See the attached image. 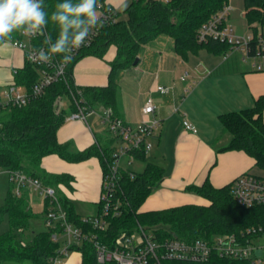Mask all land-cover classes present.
Returning a JSON list of instances; mask_svg holds the SVG:
<instances>
[{
    "label": "trees",
    "instance_id": "trees-1",
    "mask_svg": "<svg viewBox=\"0 0 264 264\" xmlns=\"http://www.w3.org/2000/svg\"><path fill=\"white\" fill-rule=\"evenodd\" d=\"M107 0H97L105 3ZM248 27L256 33V23L264 28V0H243ZM63 0H44L45 11L51 14L57 3ZM78 2V0H73ZM228 0H169L166 3L155 0H131L118 13L113 24H104L90 45L82 48L70 63L65 65L63 79L47 86L43 93L31 99L22 107L0 105V167L8 170H21L39 178L44 184L55 187L67 183L66 175H51L41 171L43 157L55 154L67 162H81L97 156L102 169L110 161L109 147L90 146L82 151H73L69 143L57 141L56 132L64 123L66 114L59 109L61 98L67 97L74 111V100L82 99L89 109L109 107L114 115L117 107L118 74L133 65L142 46L150 41L167 36L172 48L182 60L188 55L206 50L215 55H225L229 45L209 39L205 43L196 41L199 27L211 16L218 13ZM125 18L122 19L121 15ZM59 29L49 22L44 35L34 40L35 45L44 44L46 35L55 41ZM19 32L12 34L18 39ZM110 46L116 54L109 62L108 83L103 87H77L73 83V68L85 56L103 58ZM253 55V52L250 53ZM55 59H62L55 56ZM38 80V68L27 61L15 71L12 84L21 85L27 91ZM223 131L230 135L228 144L222 151H242L254 160L255 166L264 170V98L258 97L250 108L229 112L218 116ZM135 160L145 163L141 172L129 177V170L123 171L119 189L114 201H119L118 213L112 209L104 217L107 228L104 231L93 229L75 213L72 204L58 194L66 220L87 234L96 235V240L113 248L115 239L130 235L138 227L152 232L158 241L181 239L191 241L197 238L210 239L218 234H238L240 231L264 225V205L244 207L239 205L230 193L231 183L216 188L206 179L201 185H189L185 191L203 198L206 204H184L153 211H140L144 201L157 189L163 180V168L146 162V155L133 153ZM102 203L99 202L98 213ZM6 217L8 229L0 232V264L4 262H30L31 264H53L59 243L50 240V231L35 232L30 240L21 241L29 228L30 220L37 218L31 210L28 195L24 191L20 197L11 193V186L0 207V221ZM70 252H80L81 264H97L95 247L92 241H83L69 248ZM106 264H115L108 262ZM161 264H248L219 258L213 255L205 263L161 261Z\"/></svg>",
    "mask_w": 264,
    "mask_h": 264
},
{
    "label": "crops",
    "instance_id": "crops-1",
    "mask_svg": "<svg viewBox=\"0 0 264 264\" xmlns=\"http://www.w3.org/2000/svg\"><path fill=\"white\" fill-rule=\"evenodd\" d=\"M107 1L120 5L123 0ZM259 30L264 33V28ZM249 31L248 27V32H235L246 35ZM159 38L142 46L137 64L118 74L115 116L132 127L137 126L142 118L141 106L151 96L157 106L155 116L161 122L154 138L156 151L151 163L163 168V180L159 189L141 205L142 212L184 204H206L203 198L185 191V187L201 185L207 179L213 187L219 188L243 173L259 169L242 151H222L230 135L223 131L218 116L250 108L255 99L264 98V71H257L255 60L245 57L239 50L225 55L200 50L182 60L173 51L172 41L170 46L164 47L160 41L155 43ZM115 54L116 48L110 46L103 58H81L73 68L74 85L106 86L109 62ZM24 64L23 52L6 44L0 51V90L12 83L15 71ZM179 69L187 74L185 81L177 79ZM190 83L194 84L192 92L185 94ZM157 85L170 87L171 91L160 94L155 91ZM66 105L67 109L63 103L58 105L66 114L64 123L56 132L59 143H69L73 151H82L93 145L109 147L112 151L118 147L119 143L100 119V107L88 111L86 121H81L68 119L73 112L69 99ZM174 107L178 108L177 112H173ZM183 119L195 128V133L183 128ZM148 155L146 162H150ZM40 167L46 174L68 177L67 183H59L55 189L72 204L80 218L97 215L102 176L101 161L97 156L73 163L51 154L42 158ZM133 167L136 165L130 166L134 172L143 170ZM4 177L9 188L8 178ZM28 199L32 210L35 198L31 200L28 195ZM42 203L44 205V201ZM91 207L93 211H84ZM55 264H81V254L70 252L67 258Z\"/></svg>",
    "mask_w": 264,
    "mask_h": 264
},
{
    "label": "built area",
    "instance_id": "built-area-1",
    "mask_svg": "<svg viewBox=\"0 0 264 264\" xmlns=\"http://www.w3.org/2000/svg\"><path fill=\"white\" fill-rule=\"evenodd\" d=\"M131 0H123L129 3ZM166 3L169 0H155ZM232 10L230 0L215 15L204 22L196 33V41L205 43L209 39L224 42L229 45V52L241 51L245 57L255 60L254 67L257 71H264V33L259 30V26L253 23L251 27H258L256 33L250 28L246 35H238L231 24L229 16ZM119 6L110 2L97 3V15L99 21L104 24H113L120 12ZM245 13V9H244ZM99 29H93L87 38L84 46L75 50L73 56L82 48L90 45L98 35ZM18 39H12L10 44L13 48L23 52L24 59L28 63L38 68V80L26 90L21 85L9 84L0 90V105L22 107L31 99L39 97L44 89L51 83L63 79L65 64L62 59L53 57L51 62H40L37 58L40 55L39 49L45 44L35 45L34 40L43 35L26 36L19 32ZM253 52V55L250 53ZM187 74L180 77L185 81ZM187 87L184 93H188ZM155 91L160 94H167L170 87L157 85ZM74 100V111L68 119H78L86 121L89 109L82 99ZM157 106L154 99L148 96L141 106V121L135 127L124 123L116 117L109 107L100 108V119L119 143L110 155V161L106 163L105 170L102 169L101 176V212L92 217L81 218L84 223H90L93 229L104 231L107 222L104 217L108 212L117 215L119 201H114V196L119 189L122 172L128 171L129 177H134V171L130 169L133 161H136L133 153H143L147 155L152 148L151 140L155 138L160 128V119L155 116ZM178 108L174 107L173 112ZM185 130L195 133V128L186 120H182ZM126 157L123 163L122 158ZM6 175L11 186V193L15 197H20L25 191L28 195L38 196L44 201L43 224L50 231V240L59 243L60 247L57 256L51 259L53 264L59 263L67 258L70 253L69 248L80 245L83 241L93 242L95 247V259L97 264L113 262L115 264H161V261H180L188 263H205L213 255L236 261H246L248 264H264V225L252 226L240 231L238 234H218L210 239L197 238L191 241L181 239H166L158 241L156 236L143 228L138 229L130 235H119L113 248L99 243L96 235L85 233L82 228L66 220V214L61 207L58 193L55 187L44 184L39 178L31 176L21 170H8L0 167V175ZM230 193L234 200L241 206L254 207L264 205V177L250 173H243L236 177L230 186ZM259 251V254L257 253Z\"/></svg>",
    "mask_w": 264,
    "mask_h": 264
},
{
    "label": "clouds",
    "instance_id": "clouds-1",
    "mask_svg": "<svg viewBox=\"0 0 264 264\" xmlns=\"http://www.w3.org/2000/svg\"><path fill=\"white\" fill-rule=\"evenodd\" d=\"M49 22L59 33L55 41L45 36L47 51L39 49L37 60L51 62L59 55L65 65L73 59L74 51L84 46L91 31L103 26L97 15V0H63L51 14L45 11L44 0H0V51L12 43L14 32L29 37L44 35Z\"/></svg>",
    "mask_w": 264,
    "mask_h": 264
},
{
    "label": "rangeland",
    "instance_id": "rangeland-1",
    "mask_svg": "<svg viewBox=\"0 0 264 264\" xmlns=\"http://www.w3.org/2000/svg\"><path fill=\"white\" fill-rule=\"evenodd\" d=\"M243 2H244L243 0H230L232 10L230 12L229 20H230L231 25L233 26L234 31L248 32V24H247L246 18H245L244 3ZM127 4H128L127 2L123 3V1H122L120 5H115V6H119L120 10L123 11V9L127 6ZM121 17H122V19L125 18V15L122 14ZM159 41H160V43L163 44L164 47L167 44L169 46L171 45V40L167 36L160 37L159 39L155 40V43H158ZM184 74H185L184 71L179 69L178 74H177V76H178L177 79L180 80V77L184 76ZM188 87H189L188 93L192 92V88L194 87V84L190 83ZM188 93H186V94H188ZM67 101H68L67 97H63L60 99L58 105L63 103L64 109H67L68 108V105H66ZM151 142H152L153 147L149 151V155H148L149 156L148 161H150V162L154 161L153 155H155V151H156V145H155L154 138L151 140ZM126 160H127L126 157H123L121 162L124 164V162H126ZM132 164L136 165V167H133V168H136L137 170H140L141 168H143V165H144L143 162L137 161V160L133 161ZM137 170H135V171H137ZM248 173L256 175V176L261 175L262 177H264V171L261 169H255L253 171H249ZM4 176H6V175H4V174L0 175V207H2V205L4 203V199L6 197V193L8 190V184H7ZM189 194L197 196L196 194H193V193H189ZM198 197L199 196H197V198ZM33 198H35V199H34V202L32 204V212L39 217L30 220L29 228L22 235L24 237V239L21 238V241H23V242L25 240H30V238L33 236V233L42 232V231L47 230V228L43 224V219H42L44 217V207H43L44 205L42 203L43 200L38 196L32 195L31 200H33ZM199 198H201V197H199ZM91 210L93 211L94 208L91 207V208L84 209V211H87V212L91 211ZM93 214H95V213H93ZM7 229H8L7 219L4 216L2 218V220L0 221V232H5V231H7ZM2 264H31V263L30 262H21V263L4 262Z\"/></svg>",
    "mask_w": 264,
    "mask_h": 264
},
{
    "label": "water",
    "instance_id": "water-1",
    "mask_svg": "<svg viewBox=\"0 0 264 264\" xmlns=\"http://www.w3.org/2000/svg\"><path fill=\"white\" fill-rule=\"evenodd\" d=\"M137 62H138V59L136 58V59L134 60V62H133V65H136ZM257 253L259 254V251H257Z\"/></svg>",
    "mask_w": 264,
    "mask_h": 264
}]
</instances>
